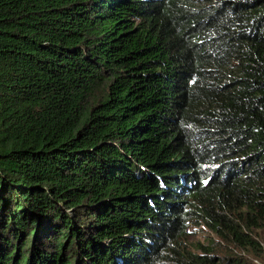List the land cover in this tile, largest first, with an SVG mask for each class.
I'll list each match as a JSON object with an SVG mask.
<instances>
[{"label": "trees", "instance_id": "1", "mask_svg": "<svg viewBox=\"0 0 264 264\" xmlns=\"http://www.w3.org/2000/svg\"><path fill=\"white\" fill-rule=\"evenodd\" d=\"M0 264H264V0H0Z\"/></svg>", "mask_w": 264, "mask_h": 264}, {"label": "rangeland", "instance_id": "2", "mask_svg": "<svg viewBox=\"0 0 264 264\" xmlns=\"http://www.w3.org/2000/svg\"><path fill=\"white\" fill-rule=\"evenodd\" d=\"M189 232L190 234H188L187 240H185V245L191 249L199 242L207 243V240L213 237L210 230L203 226H192L189 228Z\"/></svg>", "mask_w": 264, "mask_h": 264}]
</instances>
